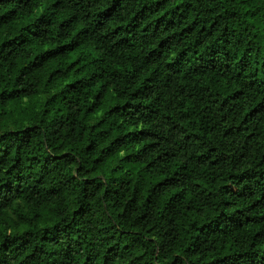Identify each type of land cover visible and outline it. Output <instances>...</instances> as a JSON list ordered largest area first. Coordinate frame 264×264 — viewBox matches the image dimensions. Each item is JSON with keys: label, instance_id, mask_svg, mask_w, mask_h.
<instances>
[{"label": "clouds", "instance_id": "1", "mask_svg": "<svg viewBox=\"0 0 264 264\" xmlns=\"http://www.w3.org/2000/svg\"><path fill=\"white\" fill-rule=\"evenodd\" d=\"M189 2L193 12L187 23L197 19L205 32L199 36L193 32L150 64H145L144 58L158 41L137 48L134 67L139 70L138 79L129 91L140 88L145 78L154 74L149 91L134 102L149 106L155 115L147 121H125L134 130L159 131L171 138L160 144L152 158L160 151L175 153L176 167L161 178L172 179L180 196L169 203L167 197L153 195L145 204L149 194L142 191L133 200L131 185L140 187L138 169L116 167L120 156L138 153L146 143L155 141L132 144L107 166L98 167L93 160L107 142L98 141L94 151L85 152L91 137L68 136L67 122L60 127L47 126L45 121L27 140L7 141L10 148L6 160L0 162V205L21 193L27 197L49 188L64 195L57 198L58 211L48 222L0 231L2 264H85L86 260L88 264H264V222L244 223L245 217L264 216V87L249 85L250 79L264 81V68L260 67L264 64V0ZM91 11L81 8L79 14ZM209 25L212 29L206 34ZM195 41L198 45L193 49ZM186 48L189 51L182 54ZM233 92L238 95L229 99ZM258 104L261 107L245 119ZM173 124L189 130L204 124L215 128L202 140L182 142L188 133H169ZM228 128L232 132L224 136ZM254 132L260 136H252ZM5 147V140H0V157L5 155ZM209 148L216 149L213 159L224 157L223 163L212 168L205 164L199 170L201 178H193L191 172L185 177L180 165L193 163ZM64 153H69V158L54 159ZM172 172L177 175L172 177ZM127 181L131 185L126 191L122 182ZM196 183H203L212 196L207 200V193L198 196L200 189H191ZM185 192L189 198L195 197L200 212H183L180 197ZM221 213L226 216L218 219ZM145 214L143 222L131 226ZM221 231L227 244L222 243L224 236L216 235ZM25 232L31 235L25 236ZM256 232H261L262 238L253 241ZM44 235L50 243L41 241Z\"/></svg>", "mask_w": 264, "mask_h": 264}, {"label": "trees", "instance_id": "2", "mask_svg": "<svg viewBox=\"0 0 264 264\" xmlns=\"http://www.w3.org/2000/svg\"><path fill=\"white\" fill-rule=\"evenodd\" d=\"M81 8L93 11L80 15ZM192 12L189 0H0V132L3 133L0 140H5L6 144L0 162L6 160L10 148L8 140L18 137L27 140L45 121H48L47 126L59 124L60 127L67 122L68 136L91 137L83 149L85 152L94 151L98 141L107 142V147L101 149L100 155L93 160L98 167L107 166L113 157L122 151L127 152L132 144L155 141L146 143L138 153L127 152L120 156L116 167L138 169L139 188L131 185V181L122 182L126 191L131 185L133 200L137 199L139 192L146 191L149 196L145 204L151 202L153 195L167 197L169 203L176 201L180 193L175 191L174 181L161 178L165 171L176 167L175 153L160 151L152 158L160 144L169 143L171 138L159 131L134 130L125 121H147L155 115L149 106L134 102L149 91L148 85L154 74L146 77L140 88L129 91L132 82L138 79L139 70L134 67L137 48L158 41L144 58V63L150 64L174 45L189 39L193 32L197 36L204 33L205 29L197 19L187 23ZM109 26L110 30L97 38ZM211 29L212 25H209L206 34H210ZM197 45L198 41H195L191 48ZM188 51L183 49L182 54ZM260 67L264 68V64ZM249 85L264 87V81L257 83L250 79ZM237 95L233 92L228 98ZM260 107L258 104L245 119ZM167 120L168 117H164V121ZM214 128L215 125L204 124L189 130L173 124L168 132L187 131L182 142L199 141ZM231 132L232 129L228 128L223 135L228 136ZM252 136L259 137L260 133L254 132ZM215 152V148H209L196 156L193 163L181 164L180 172L185 177L191 172L193 178H201L203 174L199 170L205 164L212 168L223 163L222 156L213 159ZM63 158H69V153L54 157L56 160ZM192 160L193 157H189V161ZM171 175L175 177L177 172ZM191 189H200L198 196L207 193L205 200L212 196L203 183L192 184ZM62 195L64 193L59 189L49 188L42 194L32 192L27 197L23 193L13 196L0 205V231L39 227L48 222L56 215L57 198ZM180 200L185 214L202 210L196 206L195 197L189 198L188 192ZM132 203L130 200L129 205ZM252 207L255 210L256 206ZM225 216L226 213H221L218 219ZM145 219L146 214L137 217L131 226H137ZM259 222H264V216L244 218V223ZM43 231L47 233L48 230ZM24 235L31 233L25 232ZM216 235L224 236L222 243L227 244L225 233L221 231ZM261 238V232L252 237L253 241ZM41 241L50 243L47 235L41 236ZM85 264H88L87 260ZM211 264L218 262L212 261Z\"/></svg>", "mask_w": 264, "mask_h": 264}]
</instances>
